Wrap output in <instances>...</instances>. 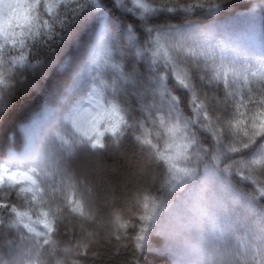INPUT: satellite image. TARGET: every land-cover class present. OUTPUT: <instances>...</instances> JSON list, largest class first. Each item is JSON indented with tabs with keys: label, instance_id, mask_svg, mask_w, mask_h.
<instances>
[{
	"label": "snow or ice",
	"instance_id": "snow-or-ice-1",
	"mask_svg": "<svg viewBox=\"0 0 264 264\" xmlns=\"http://www.w3.org/2000/svg\"><path fill=\"white\" fill-rule=\"evenodd\" d=\"M228 6L0 0V115L62 77L0 154V264H83L106 229L171 264H264V45Z\"/></svg>",
	"mask_w": 264,
	"mask_h": 264
},
{
	"label": "trees",
	"instance_id": "trees-1",
	"mask_svg": "<svg viewBox=\"0 0 264 264\" xmlns=\"http://www.w3.org/2000/svg\"><path fill=\"white\" fill-rule=\"evenodd\" d=\"M229 6L218 14V22L223 29L230 34H244L250 21L255 25L253 43L257 49L264 45V10L257 9L254 18L250 17L249 9L254 0H228ZM70 54L76 55L78 49H70ZM59 75L50 76L45 80L38 91L24 96H19L0 115V154L5 153L10 147L17 151L22 150L25 143V126L31 122L44 105L49 102L56 92ZM108 163H112L109 158ZM112 179V177H108ZM243 187V183L241 184ZM250 190V189H245ZM244 215V210L234 207L231 216L234 219ZM104 242L95 249V255L83 262V264H171L169 257L150 251H138L132 245L131 240L122 239L116 241L112 238V232L105 230ZM130 235L132 233L130 232ZM163 241L154 238V247H160Z\"/></svg>",
	"mask_w": 264,
	"mask_h": 264
}]
</instances>
